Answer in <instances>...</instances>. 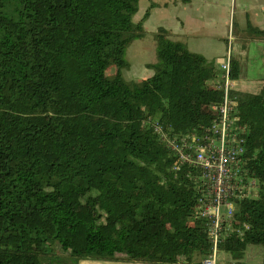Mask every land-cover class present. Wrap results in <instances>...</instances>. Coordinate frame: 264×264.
<instances>
[{
	"label": "trees",
	"instance_id": "trees-1",
	"mask_svg": "<svg viewBox=\"0 0 264 264\" xmlns=\"http://www.w3.org/2000/svg\"><path fill=\"white\" fill-rule=\"evenodd\" d=\"M138 2L0 0V264L119 253L144 264H201L210 255L206 221L195 215L198 173L172 170L153 123L169 137L200 135L223 98L221 71L159 29L151 77L125 81L126 49L142 36L132 20ZM238 71L231 60V80ZM230 94L258 184L256 199L235 205L241 234L218 245L239 261L248 246L264 249V95ZM70 196L93 228L74 217ZM62 228L71 248L51 257Z\"/></svg>",
	"mask_w": 264,
	"mask_h": 264
},
{
	"label": "crops",
	"instance_id": "crops-1",
	"mask_svg": "<svg viewBox=\"0 0 264 264\" xmlns=\"http://www.w3.org/2000/svg\"><path fill=\"white\" fill-rule=\"evenodd\" d=\"M135 18V23L141 25L143 36L135 41L151 39L163 29L169 39L184 44L189 52L201 55L217 67L229 50L230 59L236 60L239 68L231 83L232 91L264 95V37L247 31L248 25L264 31V0H139ZM149 63L152 64H143L145 71L139 81L151 77L153 72L147 68ZM257 248L248 246L244 257L233 260V264L251 262L254 256L251 253ZM257 250H260V256L255 264H263L264 253ZM221 255L223 263L230 262L229 255ZM80 264L144 263L127 261L122 255L113 260L83 261Z\"/></svg>",
	"mask_w": 264,
	"mask_h": 264
},
{
	"label": "built area",
	"instance_id": "built-area-1",
	"mask_svg": "<svg viewBox=\"0 0 264 264\" xmlns=\"http://www.w3.org/2000/svg\"><path fill=\"white\" fill-rule=\"evenodd\" d=\"M230 51L219 63L223 98L217 107L216 118L200 134H186L169 137L162 127L153 123L154 131L173 153V171L181 166L193 167L200 183V197L197 199L195 215L206 221L211 253L201 264H219L218 245L223 235L237 233L233 227V213L237 201L255 199L258 184L245 167V128L238 124L234 99L230 94L231 66ZM247 229V226H243Z\"/></svg>",
	"mask_w": 264,
	"mask_h": 264
},
{
	"label": "rangeland",
	"instance_id": "rangeland-1",
	"mask_svg": "<svg viewBox=\"0 0 264 264\" xmlns=\"http://www.w3.org/2000/svg\"><path fill=\"white\" fill-rule=\"evenodd\" d=\"M135 15H136V13L132 17V20L134 23L136 22ZM233 19H234L233 22L236 24V20H237L236 15L233 16ZM135 40L136 39H134L131 43H129L127 50H126V53H125L127 62H129L130 64L128 63L129 68L122 71V77L127 82H131V81L140 82L138 79L141 78V76H142L141 74L142 73L144 74V71H145L143 64L146 62H152V64H153L156 61L155 41H154L153 36L151 39L144 38L142 40H137V41H135ZM114 75H115V69L113 67H111V69L107 70L106 76L111 77ZM68 199L75 203L74 217L76 219L80 218V219L88 220L87 225L89 227L93 228L91 225V222H90V220H91L90 218L93 216L88 212V210L82 208L81 206H79L77 204V200L75 199V196H70V197H68ZM65 230H67V228H62L59 231V239H60L59 245L61 248L59 246H57L54 249V253L52 255H50L51 257L57 256L60 258H64V254L62 253V251H66V253H68L67 251L70 250L71 247L68 245V242L64 238L65 233H66ZM257 249H261V251H263V253H264L263 248L258 247ZM257 249H255L251 253V255H254V256L252 257L251 262H248L247 264H255V260L258 259V257L260 256L259 255L260 250H257ZM221 254H223V252H221L219 250L218 254H217L218 261H220L219 264H226V263L233 264V260L231 258L228 259L230 262L223 263V261H222L223 259H222ZM251 255H250V257H251ZM116 256L120 257V256H122V254L119 253ZM83 261H100V260H97V259H80L77 264H80ZM60 263L63 264L62 262H60ZM60 263L55 261V259H53V261H52V264H60ZM179 264H183V262H180ZM234 264H239V263L235 262Z\"/></svg>",
	"mask_w": 264,
	"mask_h": 264
},
{
	"label": "clouds",
	"instance_id": "clouds-1",
	"mask_svg": "<svg viewBox=\"0 0 264 264\" xmlns=\"http://www.w3.org/2000/svg\"><path fill=\"white\" fill-rule=\"evenodd\" d=\"M257 196H258V195H257ZM255 199H256V198H255ZM243 200H244V199H243ZM237 202H238V201H237ZM237 202H236V203H237ZM235 205H236V204H235ZM234 209H235V208H234Z\"/></svg>",
	"mask_w": 264,
	"mask_h": 264
}]
</instances>
